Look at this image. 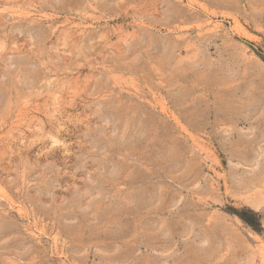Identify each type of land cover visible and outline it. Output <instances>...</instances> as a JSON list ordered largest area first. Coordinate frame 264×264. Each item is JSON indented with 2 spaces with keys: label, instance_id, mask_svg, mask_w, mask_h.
Segmentation results:
<instances>
[{
  "label": "rangeland",
  "instance_id": "rangeland-1",
  "mask_svg": "<svg viewBox=\"0 0 264 264\" xmlns=\"http://www.w3.org/2000/svg\"><path fill=\"white\" fill-rule=\"evenodd\" d=\"M0 264H264V0H0Z\"/></svg>",
  "mask_w": 264,
  "mask_h": 264
},
{
  "label": "trees",
  "instance_id": "trees-1",
  "mask_svg": "<svg viewBox=\"0 0 264 264\" xmlns=\"http://www.w3.org/2000/svg\"><path fill=\"white\" fill-rule=\"evenodd\" d=\"M255 230L261 232L262 231V228H261V224L258 223V224H254V223H249Z\"/></svg>",
  "mask_w": 264,
  "mask_h": 264
},
{
  "label": "bare ground",
  "instance_id": "bare-ground-1",
  "mask_svg": "<svg viewBox=\"0 0 264 264\" xmlns=\"http://www.w3.org/2000/svg\"><path fill=\"white\" fill-rule=\"evenodd\" d=\"M56 244V243H55Z\"/></svg>",
  "mask_w": 264,
  "mask_h": 264
}]
</instances>
